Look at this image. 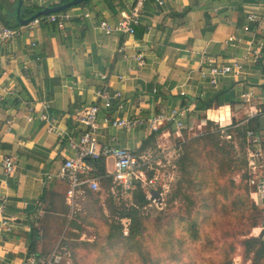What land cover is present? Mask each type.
I'll return each mask as SVG.
<instances>
[{"label": "crops", "instance_id": "1", "mask_svg": "<svg viewBox=\"0 0 264 264\" xmlns=\"http://www.w3.org/2000/svg\"><path fill=\"white\" fill-rule=\"evenodd\" d=\"M59 2L24 0L23 6L47 8ZM15 3L0 0V14L11 17ZM131 5L132 0H90L70 9L77 17L63 30L52 24L33 32L21 26L19 37L0 43V194L9 197L4 217L12 226L6 232L0 223V264H28L32 229L44 233L42 217L59 215L47 204L53 197L62 198L58 192L66 189L63 182L46 178L57 172L70 151L45 130L39 118L41 102L48 103L61 130L79 134L75 116L96 104V91L103 84L98 73L108 75L111 91L122 93V100L114 103V116L150 117L177 109L189 132L202 130L208 122L221 128L250 123L258 138L255 148L264 157V0H164L163 6L148 0L135 36L106 35L98 28L102 21L117 24ZM84 9L90 17H84ZM252 14L262 19L251 22ZM138 53L144 54V67L134 59ZM244 56L248 60L242 74L220 77L216 87L201 75L208 68L204 58L228 64ZM30 115L32 122L27 120ZM176 128L165 122L156 139L171 138ZM150 134L101 125L98 141L104 145L115 138L137 150ZM5 155L16 158L15 174L7 181L1 166ZM106 168L113 171L111 159ZM44 193L46 203L41 202Z\"/></svg>", "mask_w": 264, "mask_h": 264}, {"label": "trees", "instance_id": "2", "mask_svg": "<svg viewBox=\"0 0 264 264\" xmlns=\"http://www.w3.org/2000/svg\"><path fill=\"white\" fill-rule=\"evenodd\" d=\"M70 1L72 0H60L53 6ZM89 2L90 0H85L83 4L72 8ZM17 5L16 2L11 17L0 14V21L10 28L21 27L16 19ZM43 9L23 6L22 17L30 18ZM16 101L14 98L13 103ZM7 103L8 100L4 102ZM211 107V104L207 105L208 109ZM211 125L213 123L208 122L206 130ZM249 130L256 129L251 127L250 123H233L229 128L218 126L214 131L209 129L201 135L180 141L176 147L179 152L176 166L180 178L168 195L167 211L156 219L145 214L151 204L148 199L149 188L137 184L134 189L124 191L123 187L109 176L106 158L89 160L96 170L93 177L100 178L99 183L108 193L106 201L109 210L113 212L111 219L117 221L110 224L107 236L111 248L122 251L124 259L136 253L142 261L150 262L149 251L144 247L150 238L153 243L158 241V247L161 249L163 246L166 251H171L170 246H179L182 253V263L179 264H234L233 260L239 248L242 249L244 260L251 261V264H264V235H251L264 221V206L256 203L248 186V150L253 148L246 139ZM157 135L158 132L151 133L138 150L132 151L142 154L156 140ZM227 136L231 138L224 142L223 139ZM238 175L240 180L235 178ZM48 181L63 182L59 179ZM82 188L84 192L87 191L90 199L99 200L101 190L93 191L88 186ZM66 191L67 185L64 192L58 193L68 207ZM124 195L129 197L127 201L121 198ZM45 198L46 193L41 198L42 203H46ZM178 199L183 201V216L174 211L173 205ZM47 205L53 208L51 200ZM123 220L129 222L127 235H124ZM177 228L182 235L178 233ZM163 234L167 235L170 243L164 237L156 238ZM177 234L181 237L178 238ZM29 239L27 260L32 254L43 255L40 250L43 240L41 230L33 228ZM168 259L170 261L165 262L175 264L171 262V256Z\"/></svg>", "mask_w": 264, "mask_h": 264}, {"label": "built area", "instance_id": "3", "mask_svg": "<svg viewBox=\"0 0 264 264\" xmlns=\"http://www.w3.org/2000/svg\"><path fill=\"white\" fill-rule=\"evenodd\" d=\"M148 0H132L130 12L123 14L122 20L117 24H110L102 21L98 28L106 35L119 34L126 37H133L136 30L141 24L142 15L145 4ZM159 6L164 5V0H156ZM82 15V12L79 16ZM84 17H90V14L84 9ZM77 17V14L70 10L40 16L25 25L29 31L35 30L40 25L52 24L59 30H63L66 24ZM264 18V17H263ZM251 22H259L262 18L256 14L248 17ZM20 28H10L3 23L0 24V43H9L21 35ZM35 45V44H33ZM125 44L119 48V52L123 53ZM258 52H254V59H258ZM126 57V56H125ZM139 67L146 65L143 53L134 56ZM248 60V56L233 59L228 64L213 63L207 58L203 59V65L208 66L204 71L201 70L203 78H207L208 83L216 87L220 77L229 75L240 76L244 69V61ZM97 76L103 81V84L96 91V104L89 106L84 111L75 116L76 122L80 126L79 134L68 133L59 128L58 119L51 115L47 102H41L42 111L40 112V120L44 122L45 130L48 133L55 134L59 143L64 144L70 151V155L65 157L64 163L59 167L56 173L48 174V180L59 179L66 183V197L69 205L74 206L76 199L81 193H84L83 186H88L93 191H100L99 177H93L96 172L94 165L89 161L100 157L111 159L113 162V171L108 172L114 182L120 184L124 191L134 189L135 185L140 184L149 188L148 199L151 200L152 191L157 187L165 188L166 185L161 184L160 176L157 173L149 176L148 173L155 171V158L147 154H136L131 149L121 146L119 142L112 138L109 144L101 145L98 141V131L103 127H110L116 130L133 131L137 129H145L150 133L158 132L165 122H173L178 129L184 128V115L181 111L174 109L169 113H160L150 117H143L140 114L129 117H116L111 112L114 108L115 101L122 100V93L119 91H111L108 85L109 77L106 74L98 73ZM123 80V76H119ZM183 94V93H182ZM264 106V99H263ZM34 111V110H32ZM264 115V107L260 111ZM101 117V122L99 118ZM28 122L33 121V116L27 118ZM224 132V130H223ZM227 138H231L227 136ZM247 143L253 146L248 150V183L251 188V196L258 205L264 206V157L261 149H256L258 138L256 132L249 130L246 134ZM3 170V181L11 179L16 171V158L13 155H5L1 160ZM163 193L159 191V196L163 197ZM157 198V199H158ZM155 201V198H152ZM9 203V197L6 194H0V215L1 228L6 232L12 231L11 222L4 217V213ZM28 264H61V256L58 253L50 255L32 254L27 260Z\"/></svg>", "mask_w": 264, "mask_h": 264}, {"label": "rangeland", "instance_id": "4", "mask_svg": "<svg viewBox=\"0 0 264 264\" xmlns=\"http://www.w3.org/2000/svg\"><path fill=\"white\" fill-rule=\"evenodd\" d=\"M216 125L213 124L208 128L214 131L218 127ZM206 129L207 127H204L202 130L195 129L189 132L184 128H176L171 138H167V140L164 138L156 139L149 148L143 151L142 154H147L155 158V171L150 174H159L161 184L166 185L165 188L157 187L156 191H160L164 195L158 199L155 198V201L152 199L153 196H151V204L145 210L146 215L156 219L163 216V212L167 211L166 202L168 195L180 178V173L176 166L179 154L176 148L178 143L184 141L186 138L196 137L209 130ZM226 140L229 141L230 139L225 137L223 141L227 142ZM235 178L236 180H240L239 175ZM248 186L250 187L249 183ZM100 187L101 196L98 201L90 199L87 191L78 196L74 206L67 205L68 207H66L67 203L63 198L58 199L53 197L51 199L53 207L51 209L59 211V215H47L48 217L45 215L42 217L44 223L42 231L44 232L43 239L45 243L43 244L41 253L44 255L58 253L61 256V264H169L165 262V260L170 261L168 259L169 256H171L172 263H182V253L179 246H170L171 251H166L167 249L163 246L161 249L158 247V241L153 243L150 241V238L146 241L148 243L144 245L149 251L150 262L142 261L136 253L130 258L124 259V253L122 251L111 248L112 246L107 236L109 234L110 224L117 221L111 219L113 212L109 210L106 201L108 193L103 185L101 186L100 184ZM147 190L151 191L149 189ZM121 198L124 201L129 199L127 195L121 196ZM173 206L175 208L174 211L183 216V201L178 199ZM123 225L124 235H127L129 222L123 220ZM263 229L264 221L252 231L251 235L259 236ZM177 231L182 235L179 228H177ZM179 234H177L178 238L181 237ZM159 237L166 238L168 243H170L166 234L159 235L156 238ZM87 245H94L95 247L90 248ZM233 262L234 264H251V261L243 259L241 248L238 249ZM210 264L214 263L210 262Z\"/></svg>", "mask_w": 264, "mask_h": 264}, {"label": "water", "instance_id": "5", "mask_svg": "<svg viewBox=\"0 0 264 264\" xmlns=\"http://www.w3.org/2000/svg\"><path fill=\"white\" fill-rule=\"evenodd\" d=\"M84 1L85 0H72L70 2H67V3H64V4H60L59 6L47 7V8H44L43 10H40V11L36 12L30 18H26L25 19V18L22 17V8H23V5H24V0H16V2L18 3L17 9H16V19H17V21H18L20 26H25V25L29 24L35 18H38L40 16H44V15H49V14H53V13L66 11V10L72 8V7H75V6L83 4ZM152 195H153V198H158L159 192L154 190V191H152ZM263 235H264V229L262 230V232L259 235V237H263Z\"/></svg>", "mask_w": 264, "mask_h": 264}]
</instances>
